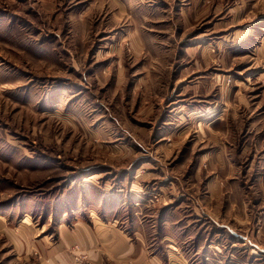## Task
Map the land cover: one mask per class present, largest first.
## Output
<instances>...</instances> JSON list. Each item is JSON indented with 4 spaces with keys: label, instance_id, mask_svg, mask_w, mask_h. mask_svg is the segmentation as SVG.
<instances>
[{
    "label": "rangeland",
    "instance_id": "1",
    "mask_svg": "<svg viewBox=\"0 0 264 264\" xmlns=\"http://www.w3.org/2000/svg\"><path fill=\"white\" fill-rule=\"evenodd\" d=\"M99 222L264 264V0H0V264Z\"/></svg>",
    "mask_w": 264,
    "mask_h": 264
},
{
    "label": "crops",
    "instance_id": "2",
    "mask_svg": "<svg viewBox=\"0 0 264 264\" xmlns=\"http://www.w3.org/2000/svg\"><path fill=\"white\" fill-rule=\"evenodd\" d=\"M65 232L67 243L64 245L77 244L80 253L87 254V261H77L69 257L66 250L57 245L50 246L47 254L48 264H189L179 252L176 244L167 237H161V244L165 240L162 252H155V245L149 244L146 231L140 232L116 225V222H99L95 225L80 224L73 230ZM148 242V243H147Z\"/></svg>",
    "mask_w": 264,
    "mask_h": 264
}]
</instances>
